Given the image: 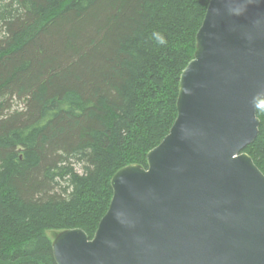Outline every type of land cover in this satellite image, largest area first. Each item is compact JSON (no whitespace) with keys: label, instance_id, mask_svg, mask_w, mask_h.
<instances>
[{"label":"trees","instance_id":"16d2710c","mask_svg":"<svg viewBox=\"0 0 264 264\" xmlns=\"http://www.w3.org/2000/svg\"><path fill=\"white\" fill-rule=\"evenodd\" d=\"M209 1L0 0V264H57L47 230L93 238L177 117ZM257 116L264 173V97Z\"/></svg>","mask_w":264,"mask_h":264},{"label":"water","instance_id":"95a60500","mask_svg":"<svg viewBox=\"0 0 264 264\" xmlns=\"http://www.w3.org/2000/svg\"><path fill=\"white\" fill-rule=\"evenodd\" d=\"M177 117L147 167L112 177L90 238L56 234L57 264H264V173L244 149L264 97V0H210Z\"/></svg>","mask_w":264,"mask_h":264},{"label":"rangeland","instance_id":"374dc122","mask_svg":"<svg viewBox=\"0 0 264 264\" xmlns=\"http://www.w3.org/2000/svg\"><path fill=\"white\" fill-rule=\"evenodd\" d=\"M59 233V231H53V230H47L46 234L52 238V240H55L56 234Z\"/></svg>","mask_w":264,"mask_h":264}]
</instances>
